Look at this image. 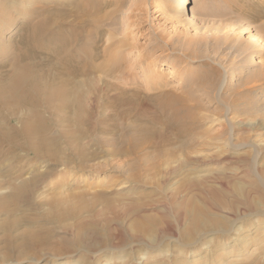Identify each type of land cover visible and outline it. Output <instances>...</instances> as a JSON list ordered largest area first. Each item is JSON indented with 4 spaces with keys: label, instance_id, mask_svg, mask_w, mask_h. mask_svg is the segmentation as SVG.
I'll list each match as a JSON object with an SVG mask.
<instances>
[{
    "label": "rangeland",
    "instance_id": "374dc122",
    "mask_svg": "<svg viewBox=\"0 0 264 264\" xmlns=\"http://www.w3.org/2000/svg\"><path fill=\"white\" fill-rule=\"evenodd\" d=\"M96 3L103 20L93 31L100 53L95 59L104 60L105 48L116 49L119 55L109 58L124 68L111 77L109 93L139 91L136 123L158 126L162 116L171 126L145 141L151 162L143 183L128 181V156L113 155L109 145L94 146L98 155L88 165L100 164L99 172L59 166L63 174L42 183L36 198L17 202L20 227L14 232L33 231L59 247L26 241L13 247L0 227V264H264V0H190L188 10L177 0ZM13 5L28 17L38 2ZM16 24H2L4 34ZM130 121L118 119L116 131L132 135ZM174 130L177 144L185 140L186 146L166 142ZM165 148L175 153L161 152L156 166L155 155ZM32 156L10 148L0 161L16 158L2 171L25 178L44 171L45 163ZM80 182L86 199L96 191L112 204L100 199L79 215L52 214L50 189ZM9 216L1 213L0 222ZM141 216L144 231L136 226Z\"/></svg>",
    "mask_w": 264,
    "mask_h": 264
},
{
    "label": "bare ground",
    "instance_id": "6f19581e",
    "mask_svg": "<svg viewBox=\"0 0 264 264\" xmlns=\"http://www.w3.org/2000/svg\"><path fill=\"white\" fill-rule=\"evenodd\" d=\"M23 1L26 0H0V158L10 148L19 147L33 155L34 159L36 157L41 165L45 164L42 166L44 171L25 178L23 174L2 171L3 164L8 165L16 157L0 161V173L3 176L0 179V190L2 187L10 189V193H0V214H10L7 220L0 222V227L6 229L7 240L13 247L16 245L22 248L26 241L36 248L44 242L55 249L59 247L56 241L49 244L44 237L36 236L33 231L24 234L19 230L18 234H14L20 227L17 202L20 203L21 198H36L42 183L63 174L59 170L61 165L72 168L71 164L75 163L76 168L83 172L101 171L98 163L88 165L98 155L94 146L101 144L114 147L110 152L113 155L128 156L126 178L131 183H143L144 169L151 162L150 154L144 150L147 147L144 146L145 141L148 137L162 135L163 128L171 125L159 113L157 115L161 117L158 126L152 123L153 126L149 128L141 121V124L136 123L138 116L132 112L140 106L139 91L129 90L131 94L109 93L113 87L110 84L111 77L122 69V65L109 58L110 55H119L116 49L108 51L105 48L102 51L104 60L97 62L95 59L100 53L92 42L93 31L100 27L98 23L103 20L98 15L101 8L96 0H83L82 3L80 0H32L38 2V5L31 8L28 17H21V13H25L23 8L18 11L13 4L19 7ZM189 2L177 0L178 5L187 10ZM13 22L17 23L15 29L9 36L5 35L2 26H11ZM244 30L240 29V32L245 33ZM170 74L175 75L176 71L171 70ZM101 92L104 94L103 101L95 97L96 93ZM169 94H163V97H170ZM118 119L124 123L133 119L134 133L126 134L123 131L125 129L116 131ZM96 132L101 134L100 138L95 137L98 136ZM178 133L174 130L168 134L166 142L174 145L176 141L173 135L178 137ZM179 142H176V148L187 145L185 140ZM2 145L8 146L2 148ZM172 148L169 151L166 148L164 151L156 150L159 152L153 161L156 166V160L163 153H175V148ZM23 160V157L18 158L19 162ZM87 194L81 182L70 189L67 184L66 188L54 185L48 194L52 198L46 201V205H49L52 214L65 216L66 213L79 215L91 209L100 199L107 206L112 204V198L99 195L103 193L95 191V197L91 199H86L84 195ZM72 195H75L76 200L69 201L63 197ZM144 219L142 217L140 223L135 220L136 226L143 231ZM83 225L79 223L80 227Z\"/></svg>",
    "mask_w": 264,
    "mask_h": 264
}]
</instances>
